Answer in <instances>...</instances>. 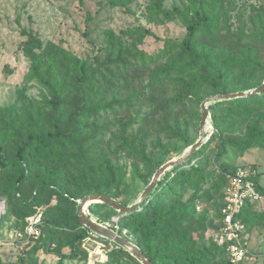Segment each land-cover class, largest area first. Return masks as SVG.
<instances>
[{
  "label": "rangeland",
  "instance_id": "obj_1",
  "mask_svg": "<svg viewBox=\"0 0 264 264\" xmlns=\"http://www.w3.org/2000/svg\"><path fill=\"white\" fill-rule=\"evenodd\" d=\"M81 1L82 4L79 0H0V109L11 110V115L23 123V133L28 128L24 124L26 111L37 112L39 123L46 130H54L51 109L43 104V98L49 99L48 91L38 79L30 76V53L45 60L41 70L53 57L61 77L70 56L92 61L89 74L94 94L90 95V101L112 105L99 120L84 122L86 136L96 135L93 140L96 146L85 152L86 160L68 164L66 176L54 180V184L63 186L74 196L71 202L52 189H35L46 171L64 170L67 162L64 159L42 161L40 156L35 157L36 168L18 185V193L14 200L7 202L6 213L0 219V264H29L31 255L32 264H100L107 260L111 250L121 251L119 257H123V260L114 259L111 264H143L128 247L82 223L77 213L79 202L98 185V190L102 189L118 203H136L159 167L187 155L199 138L201 103L213 95L223 94L220 88L207 86L171 106L169 101L183 92L182 87L173 81L152 82L154 70L166 65V57L161 56L164 42H181L186 33L174 9L193 11L192 0H119L118 4L111 0ZM206 3L218 12L217 29L214 37L208 38L211 41L199 32L197 47L206 45L213 54L233 55L243 42V35L259 32L254 21L261 15L258 9H264V0H206ZM162 9L170 13V19L164 16ZM86 11L91 16L89 21L85 20ZM22 29L33 34L42 45L26 42ZM140 29L151 31L153 35H143ZM253 44L259 63L257 71L234 72L229 84H225L226 93L248 92L264 82V44ZM95 46L100 49L96 51ZM118 60H125L126 65H118ZM63 86L66 95L63 101L71 111L76 91L67 80ZM243 86L251 88L240 90ZM225 100L206 103L205 137L195 155L178 168L195 167L185 186L169 184L176 172L172 170L174 165L160 175L147 198H159L166 205L179 198L181 207L176 206V219L170 223L176 229L177 239L191 238L194 251L203 247L212 249L214 264H264L263 222L248 224L245 229L249 259L232 262L219 244L222 187L229 175L244 168L264 190V147L225 145L227 138L244 135L249 121L243 123L240 131L234 125L226 126L228 129L222 133L213 123L212 116H219L228 108L227 102L221 103ZM118 103H122L121 106ZM5 123L7 119L0 111V141L5 143L6 154L10 156L15 147L8 134L3 133ZM128 123L131 125L122 127ZM61 126L72 128L66 114ZM260 126L264 130V118ZM130 135L136 137L135 143L140 141L144 145L141 159L119 150L121 136L127 141ZM88 145L90 142L85 143L84 149ZM108 167L114 169V174L107 171ZM168 172L169 175H165ZM11 181V174L0 175V195ZM27 197L30 198L25 206L17 203V198ZM97 203L102 202L87 203L83 207L85 217L106 226L141 250L146 229L132 232L122 221L123 212L105 203V206H96ZM252 209L250 217L264 219V197ZM38 216L42 221L48 219L59 226L72 224L77 219L76 229L88 230L81 247L75 245V256L60 258L48 252L45 244L35 248L43 239L39 233L29 239L27 236L20 241L13 239L12 233L17 228H25ZM48 235L51 250L59 248L61 253H70L66 236Z\"/></svg>",
  "mask_w": 264,
  "mask_h": 264
},
{
  "label": "trees",
  "instance_id": "obj_2",
  "mask_svg": "<svg viewBox=\"0 0 264 264\" xmlns=\"http://www.w3.org/2000/svg\"><path fill=\"white\" fill-rule=\"evenodd\" d=\"M79 3L82 4V1L79 0ZM111 3L118 4L119 0H111ZM192 3L193 11L189 8L183 11L174 9L178 20L186 28V33L181 42L172 40L164 42L161 56L166 57V65L156 68L154 70V77L152 78V82L173 81L182 87L183 92L169 101L168 105L171 106L179 104L187 96L196 94L201 88L207 86L210 88H220L221 92L226 93L225 84H229V79L234 76V72L249 71L250 73H254L257 71L259 63L253 43L264 44V9H258L261 15L254 21V24L258 26L259 32L243 35V42L239 45L238 51L235 54H213L211 48H207L206 45L200 48L197 47L199 32L207 37L206 39L209 41L211 40L208 38L214 37L218 24V12L210 9L206 0H192ZM157 9H159V6ZM161 11L165 17L171 18L168 11L165 9ZM90 19L89 11H86L85 20L89 21ZM140 32L143 35H153L151 31L146 29H140ZM21 33L27 37L26 42H35L37 46L42 45V42L33 34L26 32L24 29L21 30ZM95 49L98 51L100 48L96 47ZM30 57L32 59L30 76L38 79L49 94V99L43 98V104L51 109L54 130H46L39 123V114L37 112L29 113L26 111L24 113L26 123L24 124L28 128L23 133V123L11 115V110L0 109L7 119L3 133L8 134V138L15 147L13 153L8 156L6 154L5 143L0 141V175L8 173L12 176L11 184L4 188L6 190L0 195V198L4 200L5 208L7 202L14 200V195L18 193V185L23 183L36 168L35 163H33L36 156H40L42 161L49 159L53 162L64 159L67 162L66 167H63L64 170L46 171L43 178L38 181L35 189H52L56 194L71 202L70 199L74 198V196L63 186L54 184V180L63 179L66 176L68 164L77 160H86L85 152L96 146L93 142L96 135L90 134V137L86 136L88 133L84 131L86 128L84 122H95L100 119L102 113L112 108L110 103L100 104L90 101V95L94 94L89 74V66L92 64V61L70 56L67 60V67L64 69V77H61L55 69L56 61L53 57L48 60L44 70H41V68L45 60L40 55L30 53ZM94 60H97V57H94ZM111 60V62H114L113 59ZM117 64L126 65V61L118 60ZM173 74L175 76H172ZM66 80L71 84L72 90L76 91V94L72 97L71 111L67 110V104L63 101L66 97L65 93H63V85ZM261 85L253 90L259 89ZM248 88L251 87L243 86L240 90ZM222 102H227L228 108L221 115L212 116L213 123L218 128V132L222 133L228 129L226 126L234 125L235 127L237 126L236 130L240 131L243 123L249 121L246 133L241 136L227 138L225 145L226 143L234 146L239 145L242 148L264 147V130L260 126V120L264 118V89L260 93L226 99ZM121 104L118 103V106H121ZM65 114L71 122L72 128L70 129L68 126H61L62 117ZM130 125L131 123H128L122 127ZM129 137L130 140L126 141L121 136V148L119 150L134 159H141L144 153L143 143L140 141L135 143L136 137L133 135ZM87 142H90L91 145H88L84 149V145ZM194 155L195 152L185 161L190 160ZM179 165L180 163L173 167L172 170L176 172L170 179L169 184L174 183L179 187H183L188 182L195 167L191 165L190 169H178ZM107 171L114 174L112 167H108ZM165 175H169V172L165 173ZM96 186L91 189L93 193L108 195L102 189L98 190ZM224 186L222 187V200ZM255 187L262 197H264V190L256 183ZM152 190L148 192L147 196L142 199L138 206L129 212H123V220L121 219L132 232L138 233L142 229H146L145 234H142L144 243L142 244L141 251L151 264H214L212 249L203 247L194 251L192 250L194 243L191 238L177 239L176 229L170 223L176 219L175 209L176 206L181 207L180 199L178 198L173 201V204L166 205L159 198L156 200L154 197L152 199L147 198L152 193ZM29 198H17V203L25 206ZM255 204H257L256 201L247 203L240 214L245 229L248 224H254L258 221L264 223V219L258 216H249V211H253L252 208ZM96 206H105V204L97 203ZM78 225L77 219L72 224L59 226L48 219L42 221L40 218L38 228L39 235L41 236L42 234L43 239L39 241L35 248L45 244V249L48 252L58 255L60 258L75 256V245L81 247L82 241L88 236L87 229H76ZM23 228L24 226L17 229L22 230ZM49 233H60L66 236L65 243L70 248V253L67 255L61 253L59 248L51 250L50 245L52 241L48 235ZM120 252L111 250L107 253V260L100 262V264H111V261L116 258L123 260V257H119ZM246 258L249 259L250 256ZM31 260L32 255L30 256V260H28L29 264H32Z\"/></svg>",
  "mask_w": 264,
  "mask_h": 264
},
{
  "label": "built area",
  "instance_id": "obj_3",
  "mask_svg": "<svg viewBox=\"0 0 264 264\" xmlns=\"http://www.w3.org/2000/svg\"><path fill=\"white\" fill-rule=\"evenodd\" d=\"M250 174L244 168H239L228 177L223 190V200L219 209L220 235L219 244L224 248L232 262L245 259L248 251L244 242L245 226L240 214L247 203L258 201L261 198ZM6 213L4 200L0 198V219ZM40 217H35L22 232L16 229L12 235L15 240H22L24 236L38 235Z\"/></svg>",
  "mask_w": 264,
  "mask_h": 264
},
{
  "label": "water",
  "instance_id": "obj_4",
  "mask_svg": "<svg viewBox=\"0 0 264 264\" xmlns=\"http://www.w3.org/2000/svg\"><path fill=\"white\" fill-rule=\"evenodd\" d=\"M264 89V82L262 83L261 87L256 90L244 92V91H239V92H233V93H223V94H217L209 97L206 99L204 102L201 103V118H200V123H199V138L197 141L190 147L189 152L187 155L182 157L181 159H173L162 166L159 167V169L154 173L152 180L150 183L147 185L145 188L142 198L139 199L136 203L133 205H128V206H123L120 203L116 202L113 198L109 197L108 195L105 194H100V193H91L86 196H84L77 207V213H78V219L84 223L86 226H88L91 230L102 233L104 235L109 236L110 238L120 242L121 244L125 245L128 247L141 261L143 264H151L149 259L143 254V252L134 244L131 242L127 241L121 236H118L115 232L111 231L109 228L106 226L96 224L93 221L89 220L88 218L85 217L83 207L87 203H94V202H102L110 206L111 208L118 210L120 212H129L132 209H134L136 206L139 205V203L142 201L143 198H145L148 194V192L153 188V186L156 184V181L159 179L160 175L164 173L165 170H167L169 167H172L178 163H182L183 161L187 160L190 155H192L196 149L201 145L205 135H204V128L205 124L207 122V107L206 103L210 100H224V99H231V98H236V97H243V96H248L251 95L252 93H260Z\"/></svg>",
  "mask_w": 264,
  "mask_h": 264
},
{
  "label": "crops",
  "instance_id": "obj_5",
  "mask_svg": "<svg viewBox=\"0 0 264 264\" xmlns=\"http://www.w3.org/2000/svg\"><path fill=\"white\" fill-rule=\"evenodd\" d=\"M262 198H263V197L261 196L260 200H258V201H256V202L259 203V202L262 200Z\"/></svg>",
  "mask_w": 264,
  "mask_h": 264
}]
</instances>
